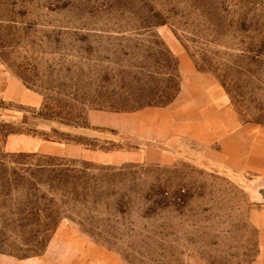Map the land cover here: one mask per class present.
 <instances>
[{"label":"rangeland","instance_id":"obj_1","mask_svg":"<svg viewBox=\"0 0 264 264\" xmlns=\"http://www.w3.org/2000/svg\"><path fill=\"white\" fill-rule=\"evenodd\" d=\"M0 264H264V0H0Z\"/></svg>","mask_w":264,"mask_h":264}]
</instances>
